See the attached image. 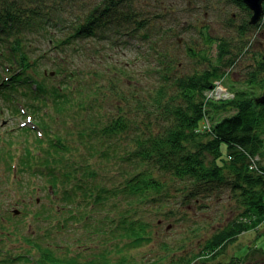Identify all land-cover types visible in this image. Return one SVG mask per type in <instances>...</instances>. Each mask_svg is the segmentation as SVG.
Returning <instances> with one entry per match:
<instances>
[{"label": "trees", "instance_id": "1", "mask_svg": "<svg viewBox=\"0 0 264 264\" xmlns=\"http://www.w3.org/2000/svg\"><path fill=\"white\" fill-rule=\"evenodd\" d=\"M232 3L240 16L238 25L230 17L235 34L202 31L193 8L190 26L203 43H184V33L178 38L160 22L169 13L163 4L156 12L135 0H0V113L25 110L35 124L1 134L11 146L13 134L24 137L16 163L1 145L0 159L20 188L26 175L43 181L48 201L37 216L52 243L38 246L46 264H110L111 248L156 240L151 216L186 220L179 200L199 208L229 201L230 217L194 252L182 247L176 255V243L159 240L165 254L149 264H215L240 234L264 223V46L243 64L255 47L248 33L257 29L264 39V14L251 25V9ZM123 35L147 44L156 64L146 72L158 81L137 82L129 60L109 55L127 44L119 43ZM91 37L108 43L81 42ZM183 57L206 65L182 73ZM240 62L238 81L232 69ZM217 79L231 97L210 94ZM200 223L194 218L186 232L199 233ZM57 236L74 240L62 257L49 246ZM92 242L99 253L86 258ZM247 251L229 264L264 254Z\"/></svg>", "mask_w": 264, "mask_h": 264}, {"label": "rangeland", "instance_id": "2", "mask_svg": "<svg viewBox=\"0 0 264 264\" xmlns=\"http://www.w3.org/2000/svg\"><path fill=\"white\" fill-rule=\"evenodd\" d=\"M88 1V0H87ZM138 5L142 6L145 10L153 9L157 12V10L161 9V4L169 7V13L166 15L167 19L164 17H160L159 20L162 23H165L169 28H174L176 32H179L184 39V43H203V40L197 38V32L191 29V11L194 6L198 9L193 13V15H197L200 13V9L198 7V2L194 0H159V2H154V0H135ZM142 4V5H141ZM156 4V5H155ZM209 4V5H208ZM171 5V6H170ZM207 11V17L204 18V22L208 24V29L206 31H211L213 35L219 36H231L233 33V21L230 20V17L233 13L236 15L235 24L240 23L239 9L236 5L232 3V0H207V7L205 9ZM201 11L204 12V9ZM191 25V26H190ZM234 26V25H233ZM190 36L189 35V33ZM257 29L249 32L248 36L252 37L255 43V47L253 48V52H250V57L248 59L243 60L244 66L246 64L253 63L254 56L259 58L260 54L258 51H261V47L264 46L263 36H260L257 33ZM195 38V40H193ZM182 39V41H183ZM119 43H127L125 45H120L116 48L109 49L110 56H117L120 59L129 60L133 67L132 69L135 71L134 75L136 76V81L143 83L145 86H149V83L156 82L159 80L158 74L150 75L153 72V66L156 64L155 58L151 55L150 50L146 43H143L140 38H136L129 35H123ZM175 41V40H174ZM81 42L88 43H108L103 40H99L97 37H91L90 40H82ZM176 43V42H175ZM183 44V43H181ZM108 47V45H106ZM109 48V47H108ZM180 48L182 46L180 45ZM263 49V47H262ZM184 52V49L181 50ZM186 59H182L179 63L178 67L182 73H192L194 70H201L205 67V63H199L195 59L183 57ZM241 62L240 65L236 66L233 70V78L235 80H240L241 78ZM146 69H149V75H147ZM191 71V72H190ZM215 89L226 90L225 85L221 84L220 80H215ZM19 108V107H18ZM22 113V112H21ZM25 115L21 114H11L7 110H4L0 113V135L3 134L6 130H15L16 127H21V123L25 121ZM25 127H31V124H25ZM32 128V127H31ZM40 129V128H39ZM37 135L39 134L38 130L35 129ZM32 134V133H31ZM3 139H0V145L5 146V149L11 150V155L13 159L10 164L16 163L19 160L21 153L23 152V142L22 139L24 134H13L12 140L14 143L11 146L6 139V135H3ZM30 138V143H31ZM29 142V141H28ZM32 149L34 148V144H30ZM9 166V162H6L0 159V196L2 200H0V209L1 211H5L9 209V207L13 206L14 208H20L19 205H14L16 202H21L23 199H26L27 202L30 200L32 203L40 197V203L46 202V199L43 196V191H37L36 186L39 183V180L36 183L31 181V177L26 175V178H22L25 180V184L22 188L19 185L12 183L11 179L13 176L12 170L9 172L7 169ZM227 192H224L223 196L225 197ZM208 207L199 208L196 204H180L181 200L176 201V210L182 214L187 215V219L180 222L181 216L176 214L174 216L159 217V216H151L149 219L153 221V225H157L154 227V232L156 240L153 243H147L141 247L126 249L125 247H113L109 252V260L110 264H149L146 262L148 260H153L157 256L165 254L163 251H159L158 241L162 240L165 242H169L171 244H177V250L175 254L178 255L180 250L183 248H188L185 251H196L198 245L205 240L208 236L212 235L218 228L222 227L224 221L230 217V212L227 210H231V205L229 201H219V200H208ZM13 204V205H9ZM31 203V207H32ZM39 203V204H40ZM39 204L36 206L38 209ZM164 207L163 209H165ZM31 215V214H30ZM5 215L1 212L0 215V245L7 249L8 256L17 255L20 253L21 248H28L27 244L33 242H39V236L44 232L47 228V224L45 221H35L27 220L21 222L20 229L13 225V222L8 221L7 223L3 220ZM194 218L200 219L201 230L199 233H190L186 232V229L190 227V223ZM159 219V223H158ZM207 219V221H205ZM20 222V221H19ZM32 223V224H31ZM203 225L205 226L204 228ZM23 227V228H22ZM195 227V226H194ZM45 236V235H44ZM54 236V235H52ZM52 240H55V244L53 251L60 257L64 254V244L67 247L68 245H72L74 240L62 239V237H51ZM47 243V241H46ZM48 244V243H47ZM94 242L91 243V248L87 250H83V254L86 258H92L95 253H99V248L95 246ZM75 246V244H74ZM247 246H253L264 249V223L258 228L253 229L251 231H247L238 236L237 240L226 249V253L216 260H214L215 264H229L231 263L233 254H244L247 250ZM72 254V253H71ZM168 256V255H167ZM80 260V257H78ZM243 264H264V254H260V252H254L250 255L248 261Z\"/></svg>", "mask_w": 264, "mask_h": 264}, {"label": "flooded vegetation", "instance_id": "3", "mask_svg": "<svg viewBox=\"0 0 264 264\" xmlns=\"http://www.w3.org/2000/svg\"><path fill=\"white\" fill-rule=\"evenodd\" d=\"M194 1L198 2V7L200 9V18L199 19L201 21V24H200L201 27H199V28H203L202 31H204V30H206L207 25H208L206 22H204V18L207 17V11L205 10L207 7V0H194ZM194 8L198 9L195 6H194ZM202 9H204V12L201 11ZM235 15L236 14L233 13V16H235ZM196 16H198V14ZM237 24H239V23H237ZM31 203H32L31 200L27 204H26V201H23V203L20 206L21 213L22 212L23 213H29V212H31V210L37 209V208H32ZM9 211H11L12 216H14L16 218H18V216L20 217L21 213L15 214V210L14 209L11 210L10 208L6 209L3 213L8 214ZM0 215H1V209H0ZM3 218H4L3 220L6 223L8 221H10L11 219H13L12 217H7V216H4ZM23 218H29V215L25 214L23 216ZM31 218L34 219V216H32ZM19 224H20L19 222H17V223L13 222V225L20 229ZM38 244L40 246L46 248V246H47L46 238L42 237L40 239L39 243L31 242V243L27 244L29 246L28 248H21L20 253L17 255H13V256H8L7 249L0 245V264H46V261H42V258L40 255L41 250L39 249ZM51 249H53L52 245H51ZM19 261H22V262H19Z\"/></svg>", "mask_w": 264, "mask_h": 264}, {"label": "water", "instance_id": "4", "mask_svg": "<svg viewBox=\"0 0 264 264\" xmlns=\"http://www.w3.org/2000/svg\"><path fill=\"white\" fill-rule=\"evenodd\" d=\"M244 3L251 9L253 12L250 23L256 24L260 21L264 14V0H243ZM258 102L264 103V95L258 98Z\"/></svg>", "mask_w": 264, "mask_h": 264}, {"label": "built area", "instance_id": "5", "mask_svg": "<svg viewBox=\"0 0 264 264\" xmlns=\"http://www.w3.org/2000/svg\"><path fill=\"white\" fill-rule=\"evenodd\" d=\"M223 93H224L223 90H219V89H216V90H215V95H216L217 97H220V95H222Z\"/></svg>", "mask_w": 264, "mask_h": 264}]
</instances>
